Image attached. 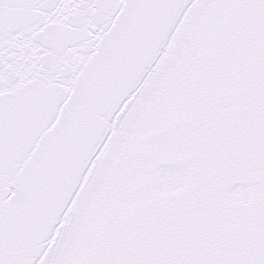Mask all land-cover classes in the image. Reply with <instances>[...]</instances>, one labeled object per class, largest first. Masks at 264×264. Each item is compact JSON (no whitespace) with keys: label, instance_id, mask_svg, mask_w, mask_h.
<instances>
[{"label":"snow or ice","instance_id":"obj_1","mask_svg":"<svg viewBox=\"0 0 264 264\" xmlns=\"http://www.w3.org/2000/svg\"><path fill=\"white\" fill-rule=\"evenodd\" d=\"M0 264H264V0H0Z\"/></svg>","mask_w":264,"mask_h":264}]
</instances>
